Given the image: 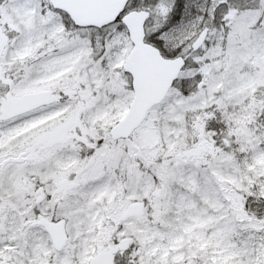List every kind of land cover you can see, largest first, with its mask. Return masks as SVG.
<instances>
[{
	"label": "snow or ice",
	"instance_id": "snow-or-ice-1",
	"mask_svg": "<svg viewBox=\"0 0 264 264\" xmlns=\"http://www.w3.org/2000/svg\"><path fill=\"white\" fill-rule=\"evenodd\" d=\"M0 264H264V0H0Z\"/></svg>",
	"mask_w": 264,
	"mask_h": 264
}]
</instances>
